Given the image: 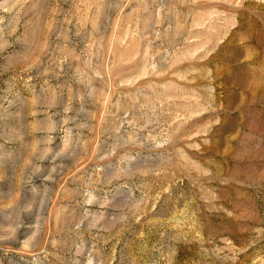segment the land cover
<instances>
[{
	"label": "rangeland",
	"instance_id": "374dc122",
	"mask_svg": "<svg viewBox=\"0 0 264 264\" xmlns=\"http://www.w3.org/2000/svg\"><path fill=\"white\" fill-rule=\"evenodd\" d=\"M0 264H264V0H0Z\"/></svg>",
	"mask_w": 264,
	"mask_h": 264
}]
</instances>
